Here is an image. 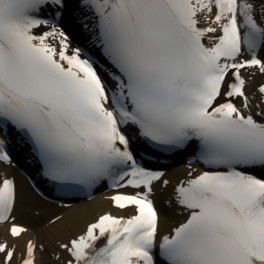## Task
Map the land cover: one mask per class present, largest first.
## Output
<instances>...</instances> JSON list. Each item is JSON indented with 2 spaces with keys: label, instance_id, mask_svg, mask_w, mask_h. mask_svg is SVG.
I'll return each mask as SVG.
<instances>
[{
  "label": "snow or ice",
  "instance_id": "1",
  "mask_svg": "<svg viewBox=\"0 0 264 264\" xmlns=\"http://www.w3.org/2000/svg\"><path fill=\"white\" fill-rule=\"evenodd\" d=\"M78 3L96 18L107 69L72 46L59 23L65 0H0V162L10 163L12 129L57 183L92 188L109 178L143 189L110 197L134 215H101L61 243L67 264H264V176L255 174L264 172V83L250 97L242 74L264 75V0ZM49 12L56 23L41 18ZM129 125L165 150L198 141L210 167L174 188L172 203L187 215L168 235L150 199L163 174L138 166ZM16 200L14 181L0 180V225L11 223L13 238L27 231L14 223ZM37 251L28 240L22 264H36ZM13 259L0 243V264Z\"/></svg>",
  "mask_w": 264,
  "mask_h": 264
},
{
  "label": "bare ground",
  "instance_id": "2",
  "mask_svg": "<svg viewBox=\"0 0 264 264\" xmlns=\"http://www.w3.org/2000/svg\"><path fill=\"white\" fill-rule=\"evenodd\" d=\"M263 76H257L252 81L247 82L248 93L253 94V85L256 81H263ZM25 160V159H24ZM193 170L186 166H178L168 172L161 181L153 183L154 200L158 210H161L159 231L161 234L168 233L181 219L182 211L176 207L172 201L174 199V188L181 179H189V173ZM14 177L16 180L17 200L13 216L16 225L25 227L27 231L19 238H13L9 234L10 224L0 227V243H6L10 249H14V259L12 264H20L24 256L25 246L28 240H32L36 245L44 246V251L48 254L36 264H61L67 259V254L60 247L59 242L68 243L70 238H74L84 233L86 226L94 222L98 217L104 214L116 216L128 215L133 212L132 208L120 211L111 205L110 194H100L93 199L71 206L69 209L59 210L57 207L41 202L29 189L26 182L11 167L0 164V180L3 178ZM163 180L168 181L165 187ZM40 207L36 209V207ZM59 216L61 220L51 223ZM51 218L44 225H39V220ZM37 251V255H40ZM58 255V261L53 260L51 255ZM61 262V263H60Z\"/></svg>",
  "mask_w": 264,
  "mask_h": 264
},
{
  "label": "rangeland",
  "instance_id": "3",
  "mask_svg": "<svg viewBox=\"0 0 264 264\" xmlns=\"http://www.w3.org/2000/svg\"><path fill=\"white\" fill-rule=\"evenodd\" d=\"M44 222L43 221H40V224L42 225Z\"/></svg>",
  "mask_w": 264,
  "mask_h": 264
}]
</instances>
